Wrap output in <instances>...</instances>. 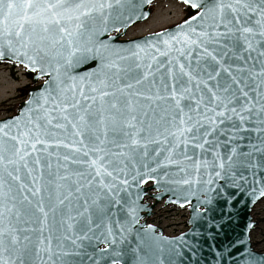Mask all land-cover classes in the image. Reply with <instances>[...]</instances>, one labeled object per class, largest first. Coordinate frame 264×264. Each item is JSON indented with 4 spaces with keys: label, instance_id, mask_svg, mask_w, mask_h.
I'll return each instance as SVG.
<instances>
[{
    "label": "snow or ice",
    "instance_id": "1",
    "mask_svg": "<svg viewBox=\"0 0 264 264\" xmlns=\"http://www.w3.org/2000/svg\"><path fill=\"white\" fill-rule=\"evenodd\" d=\"M184 3L200 9L191 17L199 20V27L189 24L188 31L163 41L164 50L156 48L167 57L166 63H159L154 70L148 64V70L134 78V83L123 84L113 92L99 91L98 96L87 95L83 87L77 96L75 84L70 89L60 87L56 94L46 90L41 96L44 103L27 110L24 124L17 119L0 126V264H101L110 256L111 264H122L124 252L113 245H118L117 237L120 244L126 240L131 226L117 219L119 231L114 230L112 209L121 200L117 198L119 193L113 192L116 185L104 177L117 179L113 172L125 170L115 167L109 157L123 164L120 158H134L141 146L147 156L149 144L163 142L167 147L155 151H167L169 164L180 165L181 161L173 156L192 162L179 167L181 172L194 167L199 174L201 167H214L219 169L217 177L227 175L233 183L237 179L247 183L250 174L253 182L260 184V196H264V0ZM114 6L123 7V0H0V38L8 53L19 59L23 50L30 64L43 59L41 53L48 54L45 41L62 48L67 38L70 51L66 63L71 65L76 53L92 51L76 46L73 40L84 28V18H91L93 13L103 15L105 9ZM180 27L183 29V25ZM173 41L180 47L173 49ZM172 51L177 55L172 56ZM5 55L0 50V57ZM132 55L139 58V52ZM110 66L121 71L115 63ZM149 77L153 79L149 81ZM145 81L147 91L134 88ZM99 83L110 86L105 81ZM69 91L71 96L67 95ZM90 91L97 93L98 89L93 86ZM156 101L163 102L162 115L154 121L146 120L148 109ZM49 102L52 107H46ZM53 148L55 151L50 150ZM61 148L69 151L61 152ZM33 153L37 155L30 161ZM71 165L86 167L72 169ZM21 169L26 170L29 182H25ZM172 182L189 184L191 180ZM122 183L127 185L128 180ZM85 188L94 199H89ZM104 189L111 198L102 196ZM26 192L39 199L33 203ZM24 202L29 207L22 212L17 204ZM129 213L134 222L135 208ZM22 215L27 219L22 221ZM21 223L23 227L18 226ZM84 241L94 251H87ZM100 243L106 247L100 249ZM133 251L134 264H184V253L178 247L147 245L144 250L138 246ZM247 256L245 264H264V257H255L251 252Z\"/></svg>",
    "mask_w": 264,
    "mask_h": 264
},
{
    "label": "water",
    "instance_id": "2",
    "mask_svg": "<svg viewBox=\"0 0 264 264\" xmlns=\"http://www.w3.org/2000/svg\"><path fill=\"white\" fill-rule=\"evenodd\" d=\"M157 1H176L191 10L193 14L171 27L139 37H127L128 32L133 27L143 24L151 18V6ZM199 11L200 9H193L189 4H185L184 0H123V7L114 6L111 10L105 9L103 15L93 13L91 18H84V28L80 30L79 36L73 37V40L76 42V46L87 47L92 51L76 53L72 58L71 65L66 63L67 54L70 51L67 38H65L62 48L59 45L52 46L50 41H45L49 48L48 54L41 53L43 59L37 58L36 64H30L27 57L23 55V50H21L19 59L8 53L4 39L0 38V50L6 53L5 56L0 57V64H8L23 69L31 77L32 84L27 89L25 98L19 103L15 112L0 118V126L17 119L20 120L21 124H24L29 115L27 110L29 108L36 109L38 104L44 103L41 96L46 94V90H51L53 94H56L60 87L70 89L75 84L77 96H79L81 87L84 88L87 95L98 96L99 91L113 92L123 84L134 83V78H138L144 71L148 70L146 67L148 64H152L154 70L159 67V63H166L167 57L161 56L156 51V48L165 49L166 46L163 43L165 39L177 35L182 30L188 31L189 24L192 27H199V20H191V17L197 15ZM186 21L189 23L186 24ZM182 25L183 29L180 27ZM172 47L175 49L180 45L173 41ZM140 48H143L144 51H140ZM57 52L60 54L57 55ZM134 52H139V58L132 55ZM28 54L32 55L31 49L28 50ZM84 55L87 56V59L82 58ZM171 55L176 56L177 53L172 51ZM153 56L156 57L155 60L152 59ZM181 62L187 63L183 58H181ZM113 63L121 69L119 73L117 68L110 66ZM193 63H195L194 60ZM136 64H140L141 67L136 68ZM127 69H132V71L127 72ZM117 75L119 79H117ZM155 78L159 79V73L156 74ZM148 79L150 81L153 77ZM100 81H105L110 86L105 87L99 83ZM93 86L97 87V93L90 91ZM134 88L147 91L148 82L134 85ZM126 91H132V89H126ZM67 95L71 96V92H67ZM106 99H111V97ZM29 101L32 103L30 104ZM98 103L99 101H97ZM144 103L152 102L144 101ZM156 105L160 107H156ZM52 106L51 102L46 105V107ZM162 108L163 102H154L152 107L148 109V116L145 119L154 121L159 118L162 115ZM68 111L73 112L74 110L69 109ZM53 115H57V113H53ZM69 131H71V126H69ZM15 132L16 129L13 127L12 133L15 134ZM37 147L42 148L43 145ZM157 147L164 149L167 145H164L163 142L160 145L149 144L147 156L143 155L144 148L141 146L134 154V158H120L124 160L123 164L119 163L115 157H109L114 161L115 167L125 169L124 171L113 172V176L118 177L117 179L110 176L104 177L106 182L116 185L113 192H118L117 198L121 200V204L112 209L115 213L111 217L114 230L119 231L115 226L117 219L121 222L127 221L131 226L130 232L126 234V240L120 244L119 237H117L118 245H113V248L119 247L124 252V255L120 257L122 264H134L136 254L133 249L139 246L141 250H144L147 245L164 249L178 247L184 253V264H245L248 259V252H251L255 257H264V252H258L253 248L250 239V233L256 225L251 216L252 209L264 198L259 194L260 184L254 183L250 174H247V183L239 179L233 183V180L227 175L223 178L217 177L215 172L219 169L214 167H201L199 174L194 167H188L186 173L181 172L179 167L191 165L192 162L183 161L182 157L179 156H173L174 160H180L181 163L180 165L169 164L166 160L168 152L162 150L157 154L155 151ZM50 150L55 151L54 148ZM112 150L120 151L115 148ZM60 151L68 152L69 150L61 148ZM224 151L226 152V149ZM39 154L45 155L44 153ZM36 155L37 153H33L29 160H33ZM207 158L212 159L211 153L207 154ZM53 163L55 164L54 158ZM157 165L160 166L157 167ZM85 167L84 165H71L72 169ZM46 174L47 169H45ZM21 175L26 183L29 182L26 170L21 169ZM125 179L128 180L127 185L122 183ZM183 179H190L191 183L172 182ZM209 180L212 183H208ZM84 192L90 200L95 198L87 188L84 189ZM25 194L33 203L39 199L38 196H32L29 192ZM104 195L111 198L107 189L102 191V196ZM101 202L105 201L102 200ZM160 202H163L165 206L173 205L187 209V229L184 232L176 236H167L159 227L146 223V219L152 216L153 208ZM45 203L47 204L46 194ZM80 203L83 205V198ZM113 203H115L114 199ZM17 207L23 212L29 206L27 202H24V204L18 203ZM130 208L136 210L134 222L129 213ZM36 215L39 216V213ZM25 219L27 217L22 215L21 220ZM78 219L82 223H86L83 218ZM18 226L23 227V223ZM94 231L98 230L94 229ZM35 236L36 234H33L34 242ZM83 243L87 251H94L88 247V241ZM98 247L104 249L106 245L100 243ZM112 258L110 256L107 260H102L101 264H111ZM75 259L79 260V258Z\"/></svg>",
    "mask_w": 264,
    "mask_h": 264
},
{
    "label": "rangeland",
    "instance_id": "3",
    "mask_svg": "<svg viewBox=\"0 0 264 264\" xmlns=\"http://www.w3.org/2000/svg\"><path fill=\"white\" fill-rule=\"evenodd\" d=\"M151 18L133 27L127 37L134 38L148 33L156 32L174 24L184 18L183 7L174 1H160L152 6ZM152 25V28L139 31L140 26ZM23 69H10L6 64H0V118L5 114L15 112V109L26 96L27 89L32 85L31 80L22 73ZM161 205H156L153 210L151 222L166 228V233L182 231L184 219L181 213L161 211ZM251 216L256 222L250 233L251 243L258 252H264V198L252 209ZM161 217V218H160Z\"/></svg>",
    "mask_w": 264,
    "mask_h": 264
},
{
    "label": "built area",
    "instance_id": "4",
    "mask_svg": "<svg viewBox=\"0 0 264 264\" xmlns=\"http://www.w3.org/2000/svg\"><path fill=\"white\" fill-rule=\"evenodd\" d=\"M162 207V206H161ZM161 211H165V212H174V213H181L184 219V223H183V227L185 228V223H186V212L185 211H181L179 209L173 208V207H162ZM161 218V217H160ZM156 224V222H154ZM161 228H163L162 226H160ZM165 230V232L167 231L166 228H163ZM180 232V231H178ZM175 232V233H178ZM170 234H175L173 232H169Z\"/></svg>",
    "mask_w": 264,
    "mask_h": 264
},
{
    "label": "flooded vegetation",
    "instance_id": "5",
    "mask_svg": "<svg viewBox=\"0 0 264 264\" xmlns=\"http://www.w3.org/2000/svg\"><path fill=\"white\" fill-rule=\"evenodd\" d=\"M190 13V10H184V18L185 17H187L188 16V14ZM10 69H15V70H17L18 68L17 67H13V66H9V65H7ZM22 73H23V75L25 76V77H27V75L22 71Z\"/></svg>",
    "mask_w": 264,
    "mask_h": 264
},
{
    "label": "bare ground",
    "instance_id": "6",
    "mask_svg": "<svg viewBox=\"0 0 264 264\" xmlns=\"http://www.w3.org/2000/svg\"><path fill=\"white\" fill-rule=\"evenodd\" d=\"M152 27H153L152 25H148V27L143 25V26H140L139 31H143V30H146L147 28H152Z\"/></svg>",
    "mask_w": 264,
    "mask_h": 264
},
{
    "label": "trees",
    "instance_id": "7",
    "mask_svg": "<svg viewBox=\"0 0 264 264\" xmlns=\"http://www.w3.org/2000/svg\"><path fill=\"white\" fill-rule=\"evenodd\" d=\"M192 14H193V12L190 11V13L188 14V16H190V15H192ZM27 77H28L29 79H31V77H30L29 75H27Z\"/></svg>",
    "mask_w": 264,
    "mask_h": 264
}]
</instances>
